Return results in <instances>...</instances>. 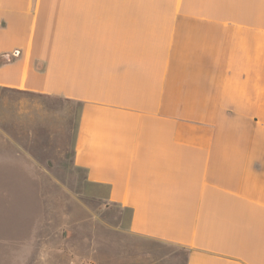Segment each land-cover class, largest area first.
Segmentation results:
<instances>
[{"label":"crops","instance_id":"0c3cea01","mask_svg":"<svg viewBox=\"0 0 264 264\" xmlns=\"http://www.w3.org/2000/svg\"><path fill=\"white\" fill-rule=\"evenodd\" d=\"M0 93V164L64 142L112 213L92 264H264V0H0Z\"/></svg>","mask_w":264,"mask_h":264},{"label":"rangeland","instance_id":"374dc122","mask_svg":"<svg viewBox=\"0 0 264 264\" xmlns=\"http://www.w3.org/2000/svg\"><path fill=\"white\" fill-rule=\"evenodd\" d=\"M0 96L30 100L22 93ZM53 135L58 141L57 129ZM49 139L40 137L41 143ZM65 145L56 143L59 150L51 154L36 152L41 164H0V264H92L93 240L102 258L109 255L112 213L92 199Z\"/></svg>","mask_w":264,"mask_h":264}]
</instances>
